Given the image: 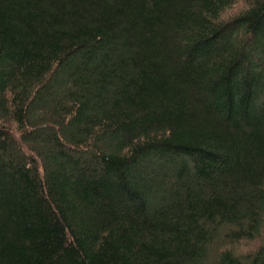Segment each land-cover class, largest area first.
I'll return each mask as SVG.
<instances>
[{"label":"trees","instance_id":"16d2710c","mask_svg":"<svg viewBox=\"0 0 264 264\" xmlns=\"http://www.w3.org/2000/svg\"><path fill=\"white\" fill-rule=\"evenodd\" d=\"M0 264H264V0H0Z\"/></svg>","mask_w":264,"mask_h":264},{"label":"rangeland","instance_id":"374dc122","mask_svg":"<svg viewBox=\"0 0 264 264\" xmlns=\"http://www.w3.org/2000/svg\"><path fill=\"white\" fill-rule=\"evenodd\" d=\"M52 89H53L52 86H50L49 88H47L44 91V93L41 96H39V98H38L39 100H37V104L39 102H45L46 99H47V97L51 95ZM46 130H51V129L47 127V128L44 129V131H46ZM40 134H42V133H40ZM15 153L18 156L20 155L19 154V151H16ZM216 247H217V245L215 243L214 248L216 249ZM255 247H256V245H255V243L253 241L246 240V241L240 242L239 244L235 245L234 248H235L236 252H245V253H248V252L252 251ZM214 254H215L214 251L211 250L210 257H213Z\"/></svg>","mask_w":264,"mask_h":264}]
</instances>
